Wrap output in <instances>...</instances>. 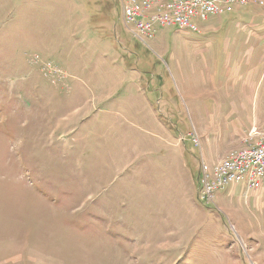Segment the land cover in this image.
Instances as JSON below:
<instances>
[{
  "label": "rangeland",
  "instance_id": "obj_1",
  "mask_svg": "<svg viewBox=\"0 0 264 264\" xmlns=\"http://www.w3.org/2000/svg\"><path fill=\"white\" fill-rule=\"evenodd\" d=\"M200 25L145 45L116 0H0V264H264V186L198 190L264 119V3Z\"/></svg>",
  "mask_w": 264,
  "mask_h": 264
},
{
  "label": "built area",
  "instance_id": "obj_2",
  "mask_svg": "<svg viewBox=\"0 0 264 264\" xmlns=\"http://www.w3.org/2000/svg\"><path fill=\"white\" fill-rule=\"evenodd\" d=\"M126 29L143 44L149 45L157 25L174 26L182 30L200 33L201 23L212 16H220L252 2L263 0H116ZM39 55L34 56L36 64ZM40 71L57 86L65 83L66 72L52 62H44ZM196 141L197 138H195ZM245 182L248 192L264 186V129L254 126L246 138V146L231 151L215 164L203 159L198 183L199 199L215 204L217 195L231 183Z\"/></svg>",
  "mask_w": 264,
  "mask_h": 264
},
{
  "label": "crops",
  "instance_id": "obj_3",
  "mask_svg": "<svg viewBox=\"0 0 264 264\" xmlns=\"http://www.w3.org/2000/svg\"><path fill=\"white\" fill-rule=\"evenodd\" d=\"M246 7L247 6H245V7H242V8H239V9H234V10H232V11H228V12H226V13H234V12H244L245 11V9H246ZM225 14V13H224ZM224 14H222V15H220V17H222ZM215 17V16H214ZM262 50V49H261ZM263 51V50H262ZM264 53V52H263ZM261 109V108H260ZM256 118H252V120H251V123L249 124V125H247V126H245V127H242L241 129L240 128H238V129H236L235 131H243V132H247V131H249L250 130V128L255 124V125H259L260 127H262V128H264V119L262 120L261 118H260V116H259V114H257L256 113Z\"/></svg>",
  "mask_w": 264,
  "mask_h": 264
}]
</instances>
